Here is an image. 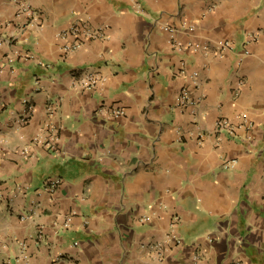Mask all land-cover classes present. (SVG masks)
<instances>
[{"label": "crops", "instance_id": "obj_1", "mask_svg": "<svg viewBox=\"0 0 264 264\" xmlns=\"http://www.w3.org/2000/svg\"><path fill=\"white\" fill-rule=\"evenodd\" d=\"M28 1L32 25L0 0V264H264V0ZM73 20L107 36L64 52ZM163 25L195 50L174 49ZM227 38L251 54L218 55ZM220 118L235 133L216 131ZM49 123L52 146L36 145Z\"/></svg>", "mask_w": 264, "mask_h": 264}, {"label": "built area", "instance_id": "obj_2", "mask_svg": "<svg viewBox=\"0 0 264 264\" xmlns=\"http://www.w3.org/2000/svg\"><path fill=\"white\" fill-rule=\"evenodd\" d=\"M17 1L20 6V12L23 15H26L27 19L30 20V21H24L23 24L25 23L24 25H32V24L37 23V21H39L40 14L37 16L35 10H33L29 1L28 0H17ZM135 10L142 11L141 6L139 4H136ZM162 29L164 31L169 32V34L171 35V45L174 49H177L180 51H188L192 49L195 50L192 44L185 43L183 40H181L177 36V31H178L177 27L172 26V25H163ZM58 35L61 38L66 40V42L62 45L63 51L70 52V51H74L79 48H82L85 44L86 39H96V38L106 37L107 32H106L105 26H93L84 21L73 20L72 24L67 29L60 31ZM258 37H259L258 33H250L248 42L257 41ZM4 41H5V38L3 39L0 37V44ZM247 44H248L247 42L243 43L242 48L238 50L239 48L236 45V43L232 39L227 38L221 43L216 53L220 56H224V54L227 51H230V50L238 51L239 62H242L246 57H248L251 54V50ZM26 59H34L37 63L46 65L43 62V60H41L39 57H36V55H34L31 52H29L26 55ZM2 72H3V69L0 68V75L2 74ZM180 72L183 74H188L185 61H183L181 64ZM189 75H190V80L193 83V85L197 86L200 83V72L198 70H194ZM100 79L101 78L97 77L96 75L89 73L83 78L80 84H82V86L87 87V88H93L100 82L99 81ZM189 92L190 90L188 87L183 88L182 94L178 98L179 105L181 104L183 105L186 102V100L189 97ZM23 102L26 104V109L21 116V121L24 123H27L33 116L35 109H36V105L28 97L24 98ZM55 107L56 106L53 102L47 105V109L49 110L50 114L53 113ZM111 114L113 116L119 117V116L126 114V109L124 107L115 108L114 110H112ZM239 124H245V125L250 126L252 125V122L247 118L246 115H244L242 119L239 121ZM236 127L237 126H235L233 120L228 119V118H220L216 122V131H219V132L228 130L230 133L233 134L235 133ZM55 129L56 127H54L53 123L47 124V127L45 129L40 130V132L34 137V143L36 145H42L43 143H46L45 145L52 146V144H50L47 138L49 136V132H53ZM237 163H238L237 158H231L226 161L225 166L227 168L233 169L237 166ZM61 182H62L61 177L58 175H55L47 179L44 182L42 189L53 193L59 188ZM148 219L149 217L147 216H143V218H141V220H146V221ZM170 240L174 241L177 246L186 244L185 240L176 234L172 235L168 241ZM163 243H161L160 241L156 242L153 244V247L156 250H158L159 253H161L160 250L162 249L164 245ZM202 256H203V253L201 252V250H196L193 253V257L195 261L200 260ZM238 264H251V263L243 259H240L238 261Z\"/></svg>", "mask_w": 264, "mask_h": 264}]
</instances>
